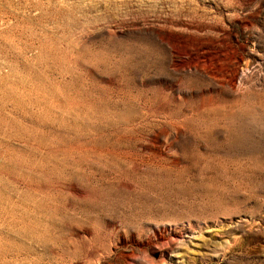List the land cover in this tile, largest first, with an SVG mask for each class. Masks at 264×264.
Returning <instances> with one entry per match:
<instances>
[{
  "label": "rangeland",
  "instance_id": "374dc122",
  "mask_svg": "<svg viewBox=\"0 0 264 264\" xmlns=\"http://www.w3.org/2000/svg\"><path fill=\"white\" fill-rule=\"evenodd\" d=\"M0 264H264V0H0Z\"/></svg>",
  "mask_w": 264,
  "mask_h": 264
},
{
  "label": "bare ground",
  "instance_id": "6f19581e",
  "mask_svg": "<svg viewBox=\"0 0 264 264\" xmlns=\"http://www.w3.org/2000/svg\"><path fill=\"white\" fill-rule=\"evenodd\" d=\"M167 43V42H166ZM168 44V43H167ZM169 47V46H168Z\"/></svg>",
  "mask_w": 264,
  "mask_h": 264
}]
</instances>
